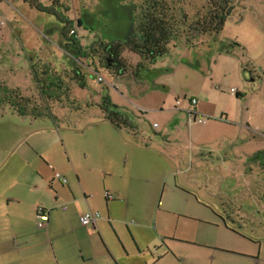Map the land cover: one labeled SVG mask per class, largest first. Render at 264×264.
I'll use <instances>...</instances> for the list:
<instances>
[{
    "label": "rangeland",
    "instance_id": "374dc122",
    "mask_svg": "<svg viewBox=\"0 0 264 264\" xmlns=\"http://www.w3.org/2000/svg\"><path fill=\"white\" fill-rule=\"evenodd\" d=\"M35 1L47 7L56 6V1L74 21L84 11L96 12L100 4V0H0V204L18 199L25 216L34 215L38 206L52 209L50 239L54 238L60 260L62 253L77 254L76 240L86 237L79 221H66L76 206L71 190L82 203L96 193L105 209V191L117 196L109 210L128 247L127 264H205L204 249L192 245L202 241L203 225L188 223L184 216L206 220L216 216L231 232L264 242V0H235L236 8L218 35L199 38L194 48L174 49L152 67L154 76L145 71L139 80L134 75L116 79L101 70L106 80L101 84L84 67L86 87L72 83L71 94L55 96L40 116L18 114L10 91L19 86L29 95L37 83L32 72L40 76L48 71L49 80L56 83L62 69L68 70L69 59L56 44L58 34L46 33L56 17L37 10ZM205 5L206 0H185L183 7L194 20ZM233 42L239 46L221 50ZM124 56L132 65L140 62L130 52ZM103 96L127 114L136 134L129 129L116 132L104 119L96 105ZM192 99L197 105L191 106ZM187 110L206 122L189 121ZM122 140H140L141 155L132 156V145L119 151ZM161 140L173 144L167 154L146 150V146L162 150ZM35 144L50 168L30 157ZM256 151H262L258 162L249 157ZM176 164L181 172L176 173ZM37 171L45 173L44 180ZM56 173L67 178L64 188ZM53 178V189L65 196L58 203L50 191ZM215 182L223 189L215 196L223 199L217 204L225 206V212L205 198L206 187ZM38 223L35 218L26 228L42 240L48 230ZM127 227L135 234L139 231L142 255ZM104 232L122 253L107 221ZM216 237L205 226V241Z\"/></svg>",
    "mask_w": 264,
    "mask_h": 264
},
{
    "label": "trees",
    "instance_id": "16d2710c",
    "mask_svg": "<svg viewBox=\"0 0 264 264\" xmlns=\"http://www.w3.org/2000/svg\"><path fill=\"white\" fill-rule=\"evenodd\" d=\"M184 1L100 0L96 12L84 11L75 21L66 16L67 8H60L56 1L53 2L56 6L52 7L35 1L33 5L37 10L56 17L46 33L48 36L58 34L56 44L69 59V68L62 69L58 80H54L56 83L49 80L48 71L40 76L32 72L37 83L29 95L19 86L12 88L14 101L11 105L20 115L33 113V116H40L42 112L39 111L51 107L50 102L55 96L59 98L62 92L71 94L72 83L86 87L83 71L87 70L86 66L97 80L102 77V81L98 80L101 84L106 83L99 73L101 70L116 79L134 75L139 80L145 71L148 76H154L156 71L152 67L160 58L178 47L194 48L201 37L218 35L236 8L235 0H206L205 11L190 20L183 7ZM78 32H84V36ZM234 46L239 44L223 45L221 50L230 52ZM126 52L137 55L140 62L132 65L124 56ZM96 105L102 110L104 119L114 127L128 125L133 128L127 114L113 105L107 96Z\"/></svg>",
    "mask_w": 264,
    "mask_h": 264
},
{
    "label": "crops",
    "instance_id": "0c3cea01",
    "mask_svg": "<svg viewBox=\"0 0 264 264\" xmlns=\"http://www.w3.org/2000/svg\"><path fill=\"white\" fill-rule=\"evenodd\" d=\"M236 92L237 94H240L239 90H237ZM129 122L131 123V121ZM114 128L116 129V132H121L123 131V129H129L130 131H128L130 133H137L136 130L131 129L128 125L127 127L122 126L121 128ZM139 141L140 140H134L130 142L129 140H122L118 144V149L119 151H122L125 146L132 145L133 150L132 152L130 151V153L134 158H137L141 155L137 152V150L142 149L139 146ZM161 142L163 143V147H160L162 150L157 151L155 148H152V146H146V150L156 151L160 154H167L166 151L168 147L172 146L173 144L171 140H161ZM175 142L178 143L180 141L175 140ZM33 146H35L37 149L34 150L32 147L30 148L32 151L30 157H35L34 159H38L40 163H43L48 168H50L49 159L45 157L44 153L38 151V147H40L39 144H35ZM261 152L262 151H256L255 153L250 154L249 157L256 158L258 162L261 156ZM73 165L75 166V164ZM73 169L78 176L80 185H82V180L80 178L81 175L79 174V172L76 171L75 167ZM175 170L176 173L182 171H178V164L175 165ZM37 173L42 180L45 179V173H42L40 171H37ZM54 180L55 178H53L52 183H50V191L52 192L53 202L58 203L60 201H63L65 199V196L61 194L60 191L53 189ZM58 181L61 183L63 188L68 184V180L65 184H63L60 180ZM206 190L208 192V196H206L205 198H207L208 201H211L212 204L219 207L217 203H219L223 199L218 198L215 195H219L221 192H223L222 187L215 182L208 185L206 187ZM84 191L86 193L88 192L85 188ZM70 193L73 194V201L76 206L73 213L68 216V219H66V221H71L72 219H74V221L77 223L79 221L80 216L89 210L99 212L101 214V217L98 220L96 226L84 227L81 225L84 228L83 232L86 237H84V239L76 240L78 241L76 242V244L78 243L77 254H72L71 252L62 253V259H59L54 248V238L50 239V236H52L53 231L51 225L52 209L48 211L47 208H45L44 206H38L44 209V212H40L41 208L36 207L34 215L32 214V212H29L28 216H25V211L20 206L21 202H19L18 199L10 198L8 199L7 203L0 204V264H127L124 260L130 257L129 250L126 243L124 242V238L121 232L116 229L113 220L111 219V213L109 210V203L115 201L117 199V196L115 194L112 195L109 191H105V209L101 206V203L97 199L98 196L96 193H94V195L91 194L90 196L86 195L87 199H83L84 203H82L76 198L73 190H71ZM116 193L121 194L118 189H116ZM149 193L152 194L153 191ZM108 195H112L113 197L109 198ZM90 202L92 203V205ZM50 206H52V203H50ZM65 207L66 209L63 210L65 212L69 211V208L67 209V206ZM224 207L225 206L221 205L219 207V210H222L224 212L227 211L228 209ZM104 209L105 216L103 215ZM166 213L170 215V213ZM43 214H46L48 216V219L46 222V226L42 229H47L48 232L46 235H43L45 239L40 240L38 238H35L36 235H34L30 228L27 229L26 226H28V223L33 222L35 218L39 222H41ZM184 217L188 223L194 221L203 225L202 241L200 243L194 242L192 245L204 249L205 252H202V255L205 256V264H207V260L208 264H247L248 262L252 264L253 262H255L256 264H261L264 260V242L262 239L243 237L237 233H233L227 228L226 225L220 224V222L217 221H220V219H218L216 216H212L207 220L205 219V217H199L197 219H193L189 216ZM106 221L112 226V230L115 232L116 238L121 244L122 253L118 251L116 246H112V240L107 239L106 234L104 232V229L106 227ZM119 221L117 222L119 223ZM205 226L212 228V230L215 231V233H217V236L219 237L208 239L207 241H205ZM127 230L128 233H130V237L132 238V241L134 242V245L136 246L139 254L142 255L143 253L140 249L141 246L138 240V235H136L139 234V231H136L137 233L135 234V231L131 228L127 227ZM221 231H224L225 233L223 237L220 234ZM227 233H232L235 239H230V235ZM221 255L223 256L221 257ZM229 256L242 258L245 259V261L235 260ZM181 261L184 263V260L181 259Z\"/></svg>",
    "mask_w": 264,
    "mask_h": 264
},
{
    "label": "built area",
    "instance_id": "2783aa9c",
    "mask_svg": "<svg viewBox=\"0 0 264 264\" xmlns=\"http://www.w3.org/2000/svg\"><path fill=\"white\" fill-rule=\"evenodd\" d=\"M74 32V31H73ZM99 81H102V77L98 78ZM191 106H195L197 104V101L195 99H192L190 102ZM188 113V117H189V121H197L199 123H204L206 122L205 118H199V114L196 111L193 110H187ZM157 126V125H155ZM55 178H57L58 180H60L63 184L67 183V180L65 177H63L60 173H56ZM109 198H112L111 195H108ZM63 209L65 210L66 207L64 206ZM40 212H44V209H40ZM101 214L99 212H95V211H87L84 214H82L80 216V224L84 227H89V226H96L98 220L100 219ZM48 216L46 214L42 215V220L41 222L38 223V226L40 228H43L46 226V222H47Z\"/></svg>",
    "mask_w": 264,
    "mask_h": 264
}]
</instances>
